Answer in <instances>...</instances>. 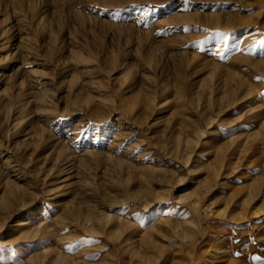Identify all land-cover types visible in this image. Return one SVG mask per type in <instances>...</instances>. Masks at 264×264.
Masks as SVG:
<instances>
[{"label":"rangeland","instance_id":"obj_1","mask_svg":"<svg viewBox=\"0 0 264 264\" xmlns=\"http://www.w3.org/2000/svg\"><path fill=\"white\" fill-rule=\"evenodd\" d=\"M0 264H264V0H0Z\"/></svg>","mask_w":264,"mask_h":264}]
</instances>
